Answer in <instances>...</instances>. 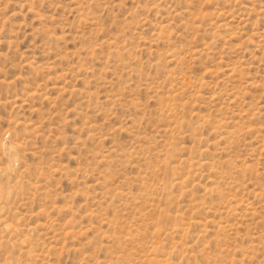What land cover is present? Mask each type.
<instances>
[{
    "label": "rangeland",
    "instance_id": "374dc122",
    "mask_svg": "<svg viewBox=\"0 0 264 264\" xmlns=\"http://www.w3.org/2000/svg\"><path fill=\"white\" fill-rule=\"evenodd\" d=\"M0 264H264V0H0Z\"/></svg>",
    "mask_w": 264,
    "mask_h": 264
}]
</instances>
